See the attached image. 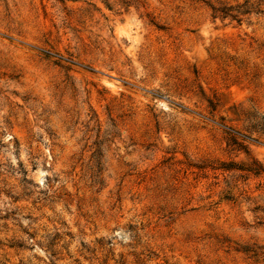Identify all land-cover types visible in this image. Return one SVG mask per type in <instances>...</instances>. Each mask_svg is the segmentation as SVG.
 <instances>
[{"label":"rangeland","instance_id":"374dc122","mask_svg":"<svg viewBox=\"0 0 264 264\" xmlns=\"http://www.w3.org/2000/svg\"><path fill=\"white\" fill-rule=\"evenodd\" d=\"M0 264H264V0H0Z\"/></svg>","mask_w":264,"mask_h":264},{"label":"trees","instance_id":"16d2710c","mask_svg":"<svg viewBox=\"0 0 264 264\" xmlns=\"http://www.w3.org/2000/svg\"><path fill=\"white\" fill-rule=\"evenodd\" d=\"M212 10L214 13H216V15L222 14V16H226V15H229L228 11L230 10V8H226V7L214 8V7H212ZM235 16L236 15H232V17H235Z\"/></svg>","mask_w":264,"mask_h":264}]
</instances>
